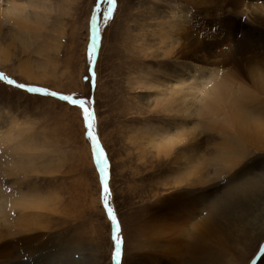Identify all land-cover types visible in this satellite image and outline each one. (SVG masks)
<instances>
[{
    "label": "rangeland",
    "instance_id": "1",
    "mask_svg": "<svg viewBox=\"0 0 264 264\" xmlns=\"http://www.w3.org/2000/svg\"><path fill=\"white\" fill-rule=\"evenodd\" d=\"M238 1L242 4L235 3L236 10L241 9L237 16L227 14L226 24L205 19L208 24L203 28L198 25L203 20L195 11L206 8L208 14L212 13L213 0H116L107 20L106 0H22L31 5L21 13L31 21L39 19L43 27L12 34V39L10 34L4 35L5 40L0 39V50L11 58L0 62V73L17 83L44 87L86 101L93 112L94 134L108 163V206L117 218L119 231H115L104 205L100 173L86 135L82 109L58 97L18 89L0 79V190L10 203L15 201L14 197L30 200L33 196L35 201H43V208L30 210L38 226L29 233L38 235L34 243L20 244L17 238L28 233L22 228V233L15 226L12 228L23 210L9 207L5 225V218L0 215V264H48L49 261H53L51 264H122L130 255L144 262L150 256L156 257L152 261L163 260L157 264H229L230 258H235V264L262 261L264 231L247 251L239 248L230 236L224 238L227 247L223 250L214 248L215 239L204 241L201 253L193 247V237L189 235L196 221L207 217L218 200L227 196L236 184L253 183L257 190L250 205L245 208L241 204L230 215L241 216L249 224L264 215V141L260 150L253 151L250 147L254 133L243 136L246 145L234 139L236 134V137L232 133L229 137L220 135L216 123H209L210 118L200 117L195 111L201 105L198 93L179 96L184 89L190 90L192 80L195 87L202 83L203 78L198 77L204 74V66L207 74L215 69L217 75L221 72L227 73L225 77L232 75L231 79L226 78L230 81L235 78L236 82L235 79L231 82L242 89L247 87L262 102L244 104L247 111L240 110L239 115L243 123L248 117L260 116L264 137V94L253 82L256 77L264 78V34L259 29L260 25L263 27L264 15L261 11L260 19L256 13L260 9L254 8L264 4V0ZM2 8H7L5 3ZM216 10L214 17H219L221 13ZM94 11L98 37L90 60ZM241 23L255 34H249ZM188 24H193L191 29ZM13 29L10 20L2 24L1 32L11 33ZM189 37L195 38V43ZM257 38L263 39L259 40L261 43ZM238 41L241 45H237ZM203 56L218 61L205 64L200 61ZM187 61L197 62L201 68L193 72L185 64ZM27 64L43 81L30 82L19 75L17 67ZM176 89L182 91L178 98L171 92ZM233 98L241 103L238 96ZM176 139L182 141L171 146ZM196 140L199 154L203 153L207 162L192 157ZM164 146L170 156L163 153ZM239 148L250 149L248 154L245 151L240 165L230 170L222 160L219 162L220 151L224 149L228 153ZM191 158L202 165V171L196 172ZM241 165H247V169L242 171ZM187 178L192 183L198 179L202 183L193 187L186 182ZM189 191L198 193L195 204L187 205L194 214L190 219L182 220L180 215H173L171 207H163L164 214L160 212L158 216L162 234L153 238L145 233L147 214L165 201L167 193L176 196ZM240 202L238 198L233 204ZM7 222H10L8 227ZM117 235L121 242L119 258L115 256ZM221 235L215 233L214 237ZM209 246L217 252L213 248V252L209 250Z\"/></svg>",
    "mask_w": 264,
    "mask_h": 264
},
{
    "label": "bare ground",
    "instance_id": "2",
    "mask_svg": "<svg viewBox=\"0 0 264 264\" xmlns=\"http://www.w3.org/2000/svg\"><path fill=\"white\" fill-rule=\"evenodd\" d=\"M209 1V0H208ZM211 1V0H210ZM2 3H5L6 5V9L2 8ZM213 6L211 7V12L210 14H208L207 12L209 10H207L206 8H200V9H196L195 11V15L199 18H201L203 21H200V24H198L199 26L201 27H206L208 22L207 20H209L210 18H213V19H210V20H217L219 21L220 23L223 22L226 18V15L227 14H232V15H238L241 11V9H239L238 11L236 10V4L235 3H241V1L239 2L238 0H213ZM242 4V3H241ZM31 4L30 3H27V2H22V0H0V39L1 40H5V36L6 34H10V37L9 39H12L14 36L12 34H25L27 32H30L32 30H36L38 31L37 29L40 27H43V26H40V23L41 21L39 22V19H35L36 22L34 21H31L27 16H24L21 12L22 11H25L26 7L30 6ZM251 6V5H250ZM254 8H257V9H260L258 10V12H256L258 14V16L260 17V12L262 11L263 12V15H264V4H259V5H256L254 6ZM194 9V8H193ZM215 9H217L219 11L220 16L219 17H214V12H215ZM216 10V11H217ZM201 12V15H199ZM261 12V13H262ZM207 14L209 16H207ZM242 15V14H241ZM209 17V18H208ZM229 17V16H228ZM196 18V17H195ZM263 18V22H261V24L263 25V27L260 25L259 29H260V32L261 34H264V17L262 16ZM260 17V19H262ZM193 19V18H192ZM207 19V20H205ZM228 19V18H227ZM11 20V23H12V26L14 27V31L9 33L8 31H2L1 32V29H2V24H4L6 21H10ZM192 21V20H191ZM195 21V20H194ZM230 23H231V20L229 19ZM34 22V23H33ZM225 22V21H224ZM227 22V21H226ZM223 23V24H226ZM238 22V21H237ZM259 22V23H260ZM195 24V23H194ZM192 25L193 24H188L189 28L191 29L192 28ZM231 25V24H229ZM218 26V24H217ZM220 26V24H219ZM227 26V25H226ZM233 26V25H232ZM231 26V27H232ZM241 26L244 27V23L242 24L241 23ZM228 27V26H227ZM238 27V26H237ZM240 27V25H239ZM235 28V27H234ZM245 28V27H244ZM230 29V27H229ZM249 34H255L253 31H250V29H247L245 28ZM231 30V29H230ZM246 35V34H245ZM19 37V36H18ZM185 37V36H184ZM183 37V38H184ZM198 38V35L196 36ZM201 37V36H200ZM230 37V36H229ZM232 37V36H231ZM250 37V36H249ZM252 37V36H251ZM226 38V37H225ZM228 38V37H227ZM263 38V37H262ZM23 39V38H22ZM188 39H192V38H188ZM201 39V38H200ZM198 39L199 41L196 42L197 44H199V42L201 43V40ZM230 39V38H229ZM258 39V38H257ZM25 40V39H24ZM195 40V38L192 39V42ZM204 40V39H203ZM202 40V41H203ZM259 40H263V39H258V42L261 43V41ZM20 41V40H19ZM166 41V40H165ZM183 41V40H182ZM190 41V40H189ZM230 42V41H229ZM233 42V37L231 38V42ZM240 41H238L239 43ZM257 42V43H258ZM264 42V41H262ZM195 43V41H194ZM203 43V42H202ZM237 45H241L240 43ZM184 44V42H183ZM192 44V43H191ZM196 44V45H197ZM246 44V43H245ZM195 45V46H196ZM263 45V44H262ZM191 46V45H190ZM194 46V45H192ZM191 46V47H192ZM201 46V45H200ZM264 46V45H263ZM179 47L181 48V46L179 45ZM202 47V46H201ZM201 47H198V49ZM179 48V49H180ZM183 48V47H182ZM203 48V47H202ZM264 48V47H263ZM234 48H232L233 50ZM184 50V49H183ZM182 50V51H183ZM232 50H230L232 52ZM181 51V49H180ZM236 51V50H235ZM238 51V50H237ZM241 51V50H240ZM261 51V50H260ZM177 52V51H176ZM179 52V51H178ZM177 52V53H178ZM185 52V51H184ZM199 52V51H198ZM243 52V51H242ZM263 52V51H262ZM187 53V52H186ZM195 53V52H194ZM209 53V52H208ZM207 53V54H208ZM235 53V52H233ZM227 54V52H226ZM230 54V53H229ZM241 54V53H240ZM263 54V53H261ZM203 55V54H202ZM213 55V54H212ZM225 56V53L223 54ZM228 55V54H227ZM235 55V54H234ZM232 53L230 54V56H234ZM253 55V54H252ZM182 56V55H180ZM201 56V55H200ZM217 56V55H216ZM239 56V55H238ZM189 57V56H188ZM187 57V58H188ZM193 56L191 55V58ZM215 58V56H213ZM235 57V56H234ZM172 58V57H171ZM177 58V57H176ZM219 58V57H218ZM229 58V56H228ZM228 58H225V59H228ZM233 58V57H232ZM238 58V57H237ZM241 56H239V60H240ZM10 55L7 54L6 52H3L0 50V62H7L8 60H10ZM200 61L205 63V64H213V63H217L218 60H216V62L212 61L211 59H208L207 56H203V57H200ZM175 60V59H173ZM196 60V59H194ZM211 60V61H210ZM214 60V59H213ZM232 60V59H231ZM236 60V59H235ZM254 60V58H253ZM261 60V59H260ZM223 61V60H221ZM241 61V60H240ZM255 61V60H254ZM176 62V61H175ZM237 62V60H236ZM256 62V61H255ZM220 63V62H219ZM227 63V62H226ZM229 63V62H228ZM239 63V62H238ZM21 64V63H20ZM176 64V63H175ZM185 64L193 71V72H196L197 70H199L201 68L200 65L197 64V62H188L187 63L185 62ZM253 64V63H252ZM219 65V64H218ZM239 65V64H238ZM241 65V64H240ZM246 65V64H245ZM175 66V65H174ZM178 66V64H177ZM181 66V65H180ZM179 66V68H180ZM222 66H225V65H222ZM255 66V65H254ZM205 67V66H204ZM202 67V71L204 72V74L202 75H199V79L203 78V81L201 84H198L197 87H195V85H192V82L191 84H189V87H190V90H188V92H185V89H184V92L180 91L179 89H176V90H171L172 92V95L175 97V98H178V94L180 97H184L185 96H189V95H192L193 93L192 92H196V94L198 93V96L200 97V100H199V103H201L200 106H198V110L195 109V111L197 112V114H200L199 116L200 117H205V118H210V121L209 123H216L217 125V128L219 129V132H220V135H225L226 137H229V135L232 133L233 137H236L234 134L238 135L236 139L238 142H241L243 145H246V143L244 142V138L243 136L246 135V134H251V133H254V136H255V139H254V143H251V147L252 150H260L261 146H262V142L264 141V137H263V124H262V121L259 120L260 116H258L257 119L255 118H250L248 117L247 119V122L243 123L241 118H240V110H242L243 112H246L247 110L243 107L244 104L246 105L247 103H251V102H260L258 105H261L262 102L259 100L257 94L253 93L251 91V93L249 91H247V87L246 89H242L241 86L238 85H235L237 83H233V82H236V79L233 78V82H231L230 80H228L227 78L232 77L231 76H224L225 74L227 73H224V75H222L223 73L221 72V75H217L214 71H209V73L207 74V71L203 70ZM244 67V66H243ZM247 67V66H246ZM257 67V66H256ZM252 68V66H251ZM189 69V70H190ZM253 69V68H252ZM174 70V69H173ZM208 70V69H207ZM262 71V70H261ZM17 72L21 73L19 75L23 76L27 81H30V82H37V81H43L42 80V76L39 75V74H36L35 72V69L32 68L31 65L27 64L25 66H20V67H17ZM253 72V71H252ZM191 73V72H190ZM198 73V72H197ZM218 73V72H217ZM260 73H258L259 75ZM257 75V76H258ZM261 75V74H260ZM263 75V73H262ZM20 76V77H21ZM193 76V75H191ZM204 76V77H203ZM250 76V75H249ZM46 77V76H45ZM44 79V78H43ZM255 79V78H254ZM253 79V80H254ZM256 80V81H255ZM253 82L256 83V85L258 86L259 89H262V92L264 94V78L263 76L262 77H256ZM252 81V80H251ZM201 82V81H200ZM254 84V83H253ZM241 85V84H240ZM244 87V86H243ZM245 88V87H244ZM172 89V88H171ZM187 89V88H186ZM189 89V88H188ZM195 90V91H193ZM175 91V92H174ZM187 91V90H186ZM234 95L238 98L239 100L241 101V103H238L237 99L236 98H233ZM171 96V95H170ZM193 96V95H192ZM189 98V97H188ZM187 98V100H189ZM173 99V97L171 98ZM180 99V98H179ZM185 99V98H184ZM191 99V98H190ZM197 100L199 99L198 97L196 98ZM195 99V100H196ZM196 100V101H197ZM168 101V100H167ZM185 101V100H184ZM184 101H181V102H184ZM190 101V100H189ZM192 101V99H191ZM195 102V101H194ZM168 103V102H167ZM166 104V103H164ZM189 104V102H188ZM195 104V103H194ZM193 104V105H194ZM183 105V104H182ZM181 105V106H182ZM185 105V104H184ZM252 105V104H251ZM254 105V104H253ZM190 106V105H189ZM192 106V104H191ZM241 106L242 108L239 109L238 107ZM167 107V106H166ZM180 107V105H179ZM186 107L187 104H186ZM196 107V105H195ZM183 108V107H182ZM181 108V109H182ZM168 109V108H167ZM180 109V110H181ZM192 109V108H191ZM194 109V108H193ZM249 109V107H248ZM261 108H259V111ZM183 110V109H182ZM183 112V111H182ZM252 112V111H251ZM258 112V111H256ZM174 113V112H173ZM190 115V114H189ZM254 116V115H253ZM215 117V119H213ZM252 117V116H251ZM250 118V119H249ZM213 119V120H212ZM212 120V121H211ZM216 126L214 128H216ZM254 129V130H251V129ZM211 129V128H210ZM193 130V129H192ZM219 135V136H220ZM172 139V137H171ZM174 139V138H173ZM184 139V138H182ZM182 139L178 142V140H174L172 143L174 144H171V146H175V144H178L182 141ZM185 141V140H184ZM178 142V143H177ZM189 142V141H188ZM264 143V142H263ZM198 146L199 144L197 143V140H196V144L192 147L193 148V158L195 160H198V161H203V162H207L206 161V158L203 157V153L202 154H199V149H198ZM191 147V146H190ZM163 149V153L166 154V156H170V154H168V150L165 148V146L162 148ZM245 149V150H244ZM242 150V151H240ZM250 150V149H249ZM249 150H246V148H239L237 150L235 149H231L228 153L225 152V150L223 149L222 151L219 152L218 154V158L219 159V162H221V160L224 162L223 164L225 165V167L227 169H233L234 167L240 165L241 163V160L243 159L244 156H246V152L247 154L249 153ZM189 151V150H188ZM246 151V152H245ZM13 152V151H12ZM202 152V151H200ZM31 154V153H30ZM20 156V154H18ZM25 156V155H23ZM22 157V156H21ZM26 158V157H24ZM30 159V157H27ZM28 159V160H29ZM22 160V159H21ZM26 161H28L27 159H25ZM188 160V159H187ZM189 161V160H188ZM191 161L193 162V164H196L195 161L191 158ZM12 164H15L14 162H16V159L15 161L13 162V160L10 161ZM174 162V161H173ZM211 162V161H210ZM218 162V163H219ZM200 163V162H199ZM205 165V164H204ZM15 167V166H14ZM16 167H17V164H16ZM192 167V166H191ZM242 168V171L246 170L247 169V165H241L239 167V169ZM194 169L196 170L197 172V169L201 170L202 169V165L201 164H196L194 166ZM190 171V169H189ZM188 171V172H189ZM202 171V170H201ZM201 171H198V172H201ZM206 171V170H204ZM191 172V171H190ZM195 172V173H196ZM208 173V172H207ZM187 176V175H186ZM185 177V176H184ZM191 176H189L190 178ZM187 178L186 179V182H188L189 184L196 186L198 184H201L202 182L199 181V179L197 181H195V183H192L191 182V178L189 179ZM193 178V177H192ZM194 179V178H193ZM207 179V174L205 175V177H203V180L205 181ZM203 181V182H204ZM253 181V180H251ZM254 182V181H253ZM178 183L182 185L181 181L178 180ZM187 183V185H188ZM168 184V183H167ZM175 184V183H174ZM185 185V183H184ZM171 186V183L170 185ZM183 187V186H182ZM187 187V186H186ZM2 188V187H1ZM172 188V187H171ZM256 188V185L253 184V183H247V184H241V185H235L232 187V189H230V191L228 192L227 196H223V198H220L218 200V204L213 207V209L209 212V214H207V217L205 216L203 219H200V220H197L196 222V226L190 228V233L189 235L193 237V247L196 248V250L198 251H201V253L204 252V249L201 248V244H203L204 241H209L211 239H215L214 242H213V246L215 249L218 250L219 249H222L225 247H227V244L224 243V238L226 237H230L232 236L234 242L237 244V246L239 248H241L242 250L244 251H247L250 247V245L254 242V240L258 237V235H260L261 233H263L264 231V215L262 216V218H259L257 220V222L253 223V224H249V223H244L243 222V219L240 218L239 216L237 215H230V212L232 213V209H235L238 211V209L242 205L245 204V208L247 207V204L251 203L252 202V199L254 197V190H257L255 189ZM179 190V189H178ZM181 191V190H180ZM191 191V190H190ZM188 192V193H185L183 192L182 194H178L176 196H168V193H167V196L165 197V201H161L160 203H158V205L156 206V210L153 211V212H149L146 216V222H147V226L145 225L144 226V231L146 234H149V236L153 237V238H158L160 234H162V226L159 224L158 225V222L161 223V219L159 220L158 219V216L160 215V212L162 211L163 207H171V209L174 211L173 215H180V217H183L181 218L182 220L186 219L187 217L190 219L191 218V214H193V212L191 211L192 209L190 207H188V203H190V205L192 206L193 204H195L194 202V199L198 196V193H192V192ZM3 192V191H2ZM1 192L0 190V215L1 216H4V225L6 224V217H5V212L8 210L9 207L11 206H15V208H18L19 210H23V213H21V215L17 218V222L15 225H13L12 228H14V226L16 227L15 229H17V231H20L21 232V228H22V231H24V233H28V234H22L20 235L21 237H18L17 238V241L20 243V244H25V243H34L36 240H38V235L37 234H29L31 233L33 230L37 229L38 226L36 225V221L33 220L34 218V213H32V208L34 209L35 208H38V209H41L43 208V201L41 199H37V201L34 200L33 196L30 198V200H26L25 198H23V200H20L16 197H14L12 203H10L9 200H5L3 198V193ZM169 192V191H168ZM171 192V191H170ZM169 192V194H170ZM175 192V191H174ZM176 194V193H175ZM5 196V195H4ZM19 196V195H18ZM7 198V196H6ZM12 198V197H11ZM9 198V199H11ZM22 198V197H20ZM238 198H241V202L238 203V205H234L233 202L236 201ZM17 199V200H16ZM9 201V202H8ZM214 202V201H213ZM232 204V205H230ZM236 204V203H235ZM188 205V206H187ZM250 205V204H249ZM194 207V206H193ZM11 209V208H10ZM153 209V207L151 208ZM187 210V211H186ZM246 210V209H245ZM20 211V212H21ZM164 211V210H163ZM168 211V210H167ZM249 211V210H248ZM264 212V211H263ZM163 212H161L162 214ZM244 213V212H243ZM242 213V214H243ZM164 214V213H163ZM165 214H166V211H165ZM249 214V213H248ZM264 214V213H263ZM170 215V214H168ZM172 215V216H173ZM194 215V214H193ZM253 216V215H252ZM163 217L166 218V215ZM171 217V216H170ZM170 217H168L167 219H169ZM178 217V218H180ZM213 217V218H211ZM176 219V218H175ZM174 219V220H175ZM180 219V221H181ZM164 221V219H163ZM167 222V221H166ZM165 222V223H166ZM185 222V221H184ZM187 222V221H186ZM248 222V221H247ZM9 223L10 222H7V227L9 226ZM169 223V222H168ZM167 223V224H168ZM164 224V223H163ZM170 224V223H169ZM178 225V224H177ZM180 225V224H179ZM161 226V227H160ZM173 226V225H172ZM174 228V226L172 227ZM179 228V227H178ZM167 229V227L165 228ZM183 228H181V231ZM170 230V229H168ZM15 231V230H14ZM180 231V233H181ZM164 232V230H163ZM172 232V231H171ZM14 233V232H13ZM12 233V234H13ZM22 233V232H21ZM175 233V232H174ZM177 233V232H176ZM215 233H221V238L219 237H214V234ZM9 234V233H7ZM19 234V232H18ZM168 234V233H167ZM171 234V233H170ZM179 234V233H178ZM166 235V234H164ZM180 236V235H179ZM223 236V237H222ZM1 238V237H0ZM41 238V237H40ZM157 242H158V239H157ZM3 244V243H2ZM9 244V243H8ZM7 244H4L3 246H5ZM27 245V244H26ZM235 245V244H234ZM2 246V245H1ZM23 246V245H22ZM30 246V245H29ZM6 247V246H5ZM4 247V248H5ZM33 248V247H32ZM211 248H213L212 246H209V250H211ZM212 249L213 251H216L215 249ZM31 249V248H30ZM170 249V248H169ZM185 249V248H184ZM232 249V248H231ZM171 250V249H170ZM211 250V251H212ZM5 251V249H4ZM31 251V250H30ZM182 251V250H181ZM184 251V250H183ZM212 251V252H213ZM172 253V252H170ZM174 254V253H173ZM49 255V254H48ZM161 255V254H160ZM173 256V255H172ZM216 256V255H215ZM214 256V257H215ZM5 257V256H4ZM163 257V256H162ZM208 257V256H207ZM172 258V257H171ZM211 258V257H209ZM138 257H135L134 255H130L127 260L124 259L122 260V264H157L158 262L160 261H163V260H158L157 262L156 261H152L153 259H156V257H151L150 258H146V262H144V259H140ZM193 259V258H192ZM235 258H230V260L228 261L229 264H235V261H234ZM50 260V259H49ZM228 260V259H227ZM126 261V262H124ZM142 261V262H141ZM262 261L264 262V257L262 258ZM260 261L259 264H263V262ZM190 262V261H189ZM242 262V261H241ZM53 263V261L51 262ZM50 261L48 264H51ZM61 263V261H60Z\"/></svg>",
    "mask_w": 264,
    "mask_h": 264
},
{
    "label": "snow or ice",
    "instance_id": "3",
    "mask_svg": "<svg viewBox=\"0 0 264 264\" xmlns=\"http://www.w3.org/2000/svg\"><path fill=\"white\" fill-rule=\"evenodd\" d=\"M106 3L108 4V8L105 13V19H109L111 16V13L113 11V7L116 4V0H106ZM97 8H99V5H97ZM97 37L98 32L96 28V13L93 12L92 15V37H91V44L89 47V58L91 60L92 55L95 53L96 46H97ZM0 79L5 80L9 85H15L18 89L26 90L29 93H35V94H41L44 96H52V97H58L62 101H66L69 104L72 105H78L83 112V117L86 123V135L90 139L92 143V147L94 150L95 155V162L98 166V170L100 173V179H101V186H102V198L104 201L105 208L107 210L108 216L111 218L112 224L114 226L115 231H119V228L117 226V218L113 214V210L111 207L108 206V197H109V173H108V163L105 158V154L103 150L100 147L99 141L96 138V135L93 131V112L86 106V101L84 99H75L72 96L68 95H62L54 91H49L47 88L39 87V86H33V85H26L23 83H17L14 79H9L7 76H5L3 73H0ZM120 238L117 235L115 237V247L116 252L115 256L116 258H119L120 256Z\"/></svg>",
    "mask_w": 264,
    "mask_h": 264
}]
</instances>
